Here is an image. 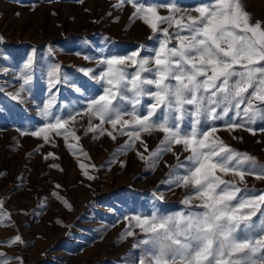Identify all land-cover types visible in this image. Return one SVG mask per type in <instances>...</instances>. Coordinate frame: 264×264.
I'll list each match as a JSON object with an SVG mask.
<instances>
[{"label":"snow or ice","instance_id":"snow-or-ice-1","mask_svg":"<svg viewBox=\"0 0 264 264\" xmlns=\"http://www.w3.org/2000/svg\"><path fill=\"white\" fill-rule=\"evenodd\" d=\"M125 4L134 9L129 19L147 25L153 33L149 39L156 45L105 57L98 62L103 67L98 75L92 69H80L101 85L102 94L89 98L82 109L69 105L66 115L54 111L53 106L59 105L53 89L68 81L60 74L61 66H51L49 96L38 109L43 126L21 134L42 138L46 144L63 137L74 155L87 156L74 128L78 118L86 115L85 132L93 133L94 138L96 133L112 139L126 135V149L140 142L144 151L136 154L142 161H151L153 168L165 152L176 157L175 167L183 172L170 173L166 182L188 190L181 201L183 209L170 213L154 209L148 215L123 218L127 227L121 239L136 235L135 228L144 236L132 245L142 250L134 264H264V191L256 194L245 182L246 176L264 180V165L226 145L216 135L215 126L224 121L230 132L244 129L256 135L254 125L264 123V21L251 22L243 0H207L192 9L172 2L145 6L143 0H118L113 7ZM159 8L166 9L168 15L161 16ZM34 55L35 50L20 69L23 84L10 94L13 100L23 102L21 93L31 82ZM130 67L134 71L129 72ZM75 90L80 92L78 87ZM142 97L151 102L143 105ZM125 105H130V110ZM93 119L99 123L94 124ZM105 124L111 125V131ZM154 131L164 135L157 149L150 151L142 134ZM259 131L264 132V127ZM70 139L77 143H69ZM177 145L189 153L183 162L174 151ZM120 163L123 167L124 162ZM79 167L86 179H95L89 173V168L95 170L94 164L79 163ZM221 174L233 178L225 180ZM52 196L73 210L58 192ZM154 196L163 200L162 195ZM4 202L0 199V226L10 218L3 210ZM18 243H24L20 235L0 242L7 246ZM16 260L23 264L22 258ZM0 264L12 261L0 252Z\"/></svg>","mask_w":264,"mask_h":264},{"label":"rangeland","instance_id":"rangeland-1","mask_svg":"<svg viewBox=\"0 0 264 264\" xmlns=\"http://www.w3.org/2000/svg\"><path fill=\"white\" fill-rule=\"evenodd\" d=\"M169 2L192 9L207 0H143L145 6ZM117 3L118 0H0V199L5 201L3 210L10 214L5 225L0 226V242L16 235L24 241L13 246L0 244V252L12 264H19L17 257L23 264H134L142 250L132 245L144 236L135 228L136 235L121 239L127 227L124 216L148 215L154 209L169 213L183 209L181 201L188 190L166 182L170 173L183 172L175 167L177 160L172 153H163L153 168L151 161L137 156V150L144 151L140 142L126 149V135L112 139L96 133L94 138L93 133L85 132L86 115L78 118L74 128L81 137L79 147L87 156L74 155L63 137H54V144H46L42 138L21 134L43 126L38 109L49 96L51 66H61L60 74L68 81L53 89L59 105L53 106L54 111L66 115L69 105L82 109L89 98L102 94L101 85L80 69H92L98 75L103 70L98 62L105 57L156 45L149 39L153 33L147 25L139 19H129L134 11L131 5L113 7ZM243 3L251 22L264 21V0ZM159 14L168 12L159 8ZM34 50L31 82L21 93L23 102L13 100L10 94L23 84L20 69ZM128 71L134 69L130 67ZM77 87L80 92L75 90ZM150 102L147 97L141 99L143 105ZM125 107L130 110V105ZM141 114L146 113L141 110ZM93 123L99 121L93 119ZM215 126L216 135L226 145L250 154L264 165V132L259 131L264 123L254 125L256 135L244 129L230 132L224 128V121H217ZM104 127L111 131V125ZM163 135L154 131L142 134V139L154 151ZM68 142L77 143L74 139ZM174 151L180 153L181 162L189 154L180 145ZM48 153L53 155L46 159ZM79 163L94 164L95 170L89 168V173L95 179H86ZM53 164L58 167H51ZM245 182L256 194L264 191V180L246 176ZM57 184L59 189L55 188ZM238 186L244 188V184ZM54 191L67 199L73 210L56 200ZM154 194L162 195L163 200H157Z\"/></svg>","mask_w":264,"mask_h":264}]
</instances>
